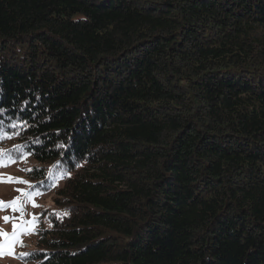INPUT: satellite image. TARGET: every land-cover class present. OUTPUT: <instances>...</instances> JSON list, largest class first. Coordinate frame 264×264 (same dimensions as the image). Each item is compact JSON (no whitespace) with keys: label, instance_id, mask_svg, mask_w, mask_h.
I'll list each match as a JSON object with an SVG mask.
<instances>
[{"label":"trees","instance_id":"16d2710c","mask_svg":"<svg viewBox=\"0 0 264 264\" xmlns=\"http://www.w3.org/2000/svg\"><path fill=\"white\" fill-rule=\"evenodd\" d=\"M0 110L23 264H264V0H0Z\"/></svg>","mask_w":264,"mask_h":264},{"label":"rangeland","instance_id":"374dc122","mask_svg":"<svg viewBox=\"0 0 264 264\" xmlns=\"http://www.w3.org/2000/svg\"><path fill=\"white\" fill-rule=\"evenodd\" d=\"M29 166L30 162L0 166V181L13 178L11 182H0V264H23L20 254L23 246L32 242L31 233L36 228L34 220L38 218V211L50 204L49 195L38 199L23 198L26 183L17 181H24L23 171ZM14 200L16 204L12 205ZM4 217L9 219L5 221ZM14 225L15 237L12 236ZM9 238L14 242H6Z\"/></svg>","mask_w":264,"mask_h":264},{"label":"snow or ice","instance_id":"6c2138e0","mask_svg":"<svg viewBox=\"0 0 264 264\" xmlns=\"http://www.w3.org/2000/svg\"><path fill=\"white\" fill-rule=\"evenodd\" d=\"M2 112H3V110H0V115H2ZM18 126H20V122L19 121H11L9 123V127L10 128H15V127H18ZM12 135L13 134H10V133H8V132L5 131V129H4V123H3L2 120H0V140L10 139V138H12ZM3 156H4V154L3 153H0V166H6L2 162L3 161ZM9 162H12L11 159H10V157H9ZM12 180H13V178L9 177L8 178V181H0V182H11ZM17 182L24 183V181H17ZM11 204L12 205H15L16 204V201L15 200L12 201ZM4 219H5V221H7L9 218L8 217H4ZM33 219H35V217H33ZM15 235H16V226L14 225V230H13L12 236L15 237ZM10 241H11V238H9L8 240H6V242H10ZM11 242H14V241H11Z\"/></svg>","mask_w":264,"mask_h":264}]
</instances>
